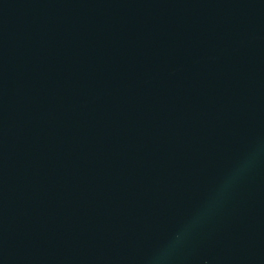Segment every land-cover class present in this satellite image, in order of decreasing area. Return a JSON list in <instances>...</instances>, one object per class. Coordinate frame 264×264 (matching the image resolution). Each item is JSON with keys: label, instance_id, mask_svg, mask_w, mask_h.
<instances>
[{"label": "water", "instance_id": "water-1", "mask_svg": "<svg viewBox=\"0 0 264 264\" xmlns=\"http://www.w3.org/2000/svg\"><path fill=\"white\" fill-rule=\"evenodd\" d=\"M264 144V0H0V264H146ZM172 264H264V157Z\"/></svg>", "mask_w": 264, "mask_h": 264}, {"label": "clouds", "instance_id": "clouds-1", "mask_svg": "<svg viewBox=\"0 0 264 264\" xmlns=\"http://www.w3.org/2000/svg\"><path fill=\"white\" fill-rule=\"evenodd\" d=\"M264 157V144H260L239 159L213 188L202 206L147 259L146 264H172L175 254L187 239L223 203L234 186Z\"/></svg>", "mask_w": 264, "mask_h": 264}]
</instances>
